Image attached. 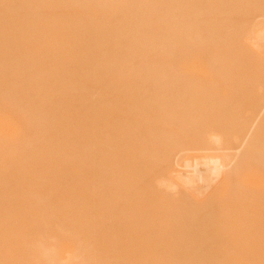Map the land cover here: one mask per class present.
Returning a JSON list of instances; mask_svg holds the SVG:
<instances>
[{"label": "bare ground", "instance_id": "1", "mask_svg": "<svg viewBox=\"0 0 264 264\" xmlns=\"http://www.w3.org/2000/svg\"><path fill=\"white\" fill-rule=\"evenodd\" d=\"M259 10L0 0V264H261Z\"/></svg>", "mask_w": 264, "mask_h": 264}, {"label": "rangeland", "instance_id": "2", "mask_svg": "<svg viewBox=\"0 0 264 264\" xmlns=\"http://www.w3.org/2000/svg\"><path fill=\"white\" fill-rule=\"evenodd\" d=\"M262 9H263V8H262ZM259 11H260L261 13L264 12V10H259ZM256 13L258 14V12H256ZM259 14H260V13H259ZM254 16H255V15H254ZM256 16H257V15H256ZM260 18L263 19V17H260ZM244 68H245V67H244ZM246 68H250V67H246ZM252 68H253V67H252ZM256 68H258V70H259V69H260V70H259V71L256 70L255 67H254L253 69H251V70H256L258 73L262 70L261 72L264 73V67H263V68H262V67H256ZM243 70H244V69H243ZM247 70H248V69H247ZM244 72H246V71H243V73H244ZM253 72H255V71H253ZM253 72H251L250 74H253ZM246 73H248V72H246ZM258 73L253 74V76L250 75V74L248 73V74L246 75V77H247L248 79L245 77V79H244V81H243V82H245V83L242 84V85L244 86L246 83L250 82V81L253 79V78H250L249 76L254 77L253 81H254V80L258 81V80L260 79V78L258 79L260 73H259L258 76H256V74H258ZM244 74H245V73H244ZM255 76H256V77H255ZM243 77H244V76H243ZM263 77H264V74L262 75V78H263ZM262 78L260 79V81H263V80H264V79H262ZM250 79H251V80H250ZM257 79H258V80H257ZM249 80H250V81H249ZM246 81H247V82H246ZM253 81L250 82V83H248V85H246V86H249V87H246V86H245V87H242V88H245V89H243V91L245 90L243 93L248 92V93L252 94V92H249L250 90H247L248 88L250 89V88L252 87L253 89H251V90H252L253 92H254V90H255V92H254L255 94H252V95L249 94L250 96H246V98H245V97H242V96H244V95H242L243 93L240 92L241 95H242V96H241V99H242V98H245V100H247V99H248L247 97H250L249 100L251 99V100H250V102H251L250 105H251V106H250V105H248V106H250L249 108H250L251 110H252V109L255 110L254 107H256V104L253 105V104H254V98L256 99L255 101L257 102V97L260 96V94H259V90H260V86H261V85H259V84L261 83L260 81H258V82H260L258 85H256L258 82H256V81L253 82ZM251 83H252L253 85H251ZM262 83H263V82H262ZM242 85H241V86H242ZM250 85H251V86H250ZM253 86L255 87V89H254ZM256 86H258V88H257ZM263 88H264V86H263ZM256 89H257V91H256ZM240 90H242V89H240ZM248 93H247V94H248ZM245 95H246V94H245ZM253 95H254V96L256 95V96L254 97ZM251 96H252V97H251ZM252 99H253V100H252ZM259 99H260V98H259ZM241 101H242V100H241ZM243 101H244V99H243ZM247 102L250 103L249 101H247ZM247 102H243V103H247ZM256 102H255V103H256ZM243 103H241V105H244L245 109H248V107L245 106V105H247V104H243ZM253 106H254V107H253ZM242 107H243V106H242ZM252 107H253V108H252ZM245 109H244V110H245ZM250 109H249V110H250ZM251 110H250V111H251ZM254 110H253V111H254ZM245 115H246V113L244 114V111H243V115H242V116H245ZM263 130H264V129H263ZM253 151H254V149H251L249 155H252V156H253ZM251 152H252V154H251ZM254 154H255V153H254ZM250 161L255 162L256 160L254 161V160L250 159ZM251 164H252V162H251ZM254 164H255V163H254ZM254 164H252V165H254ZM247 170H248L247 173H249V174L256 173V172L258 173V174H254V176L251 175V177H249L248 174H247V176H248L247 178H250V179L248 180V181H249V184H251V183H252V184H253V183H262V184H263V183H264V175L261 174V170L259 171V170L257 169V171H255V170H256L255 167H252V166H250V165H249V167H248ZM251 178H253V180H252ZM259 185H260V184H259ZM263 262H264V260L261 262V264H262Z\"/></svg>", "mask_w": 264, "mask_h": 264}]
</instances>
